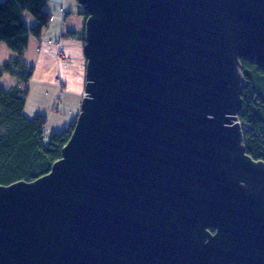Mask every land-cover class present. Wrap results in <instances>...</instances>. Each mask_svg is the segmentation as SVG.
<instances>
[{"label":"water","instance_id":"obj_1","mask_svg":"<svg viewBox=\"0 0 264 264\" xmlns=\"http://www.w3.org/2000/svg\"><path fill=\"white\" fill-rule=\"evenodd\" d=\"M77 1L79 113L47 173L0 184V264H264L238 119L264 0Z\"/></svg>","mask_w":264,"mask_h":264},{"label":"trees","instance_id":"obj_2","mask_svg":"<svg viewBox=\"0 0 264 264\" xmlns=\"http://www.w3.org/2000/svg\"><path fill=\"white\" fill-rule=\"evenodd\" d=\"M45 4L46 0H0V42L14 53L0 66V78L7 74L16 80L9 88L0 85V184L31 181L47 173L61 157L75 122L72 120L61 132L53 133L45 143L46 116L36 113L28 118L24 114L33 67L23 61V55L29 38H38L50 21ZM24 12L35 19L32 26L26 25ZM240 63L245 80L238 113L243 143L252 159L264 161V68L247 58H241Z\"/></svg>","mask_w":264,"mask_h":264},{"label":"crops","instance_id":"obj_3","mask_svg":"<svg viewBox=\"0 0 264 264\" xmlns=\"http://www.w3.org/2000/svg\"><path fill=\"white\" fill-rule=\"evenodd\" d=\"M45 9L50 13V21L38 38H29L23 61L32 66L33 71L36 69L35 65L42 71L58 65L56 75L43 81L54 90L57 88L55 79L59 78L63 83V90L61 94L57 88V95L70 94L72 101L79 106L85 84L86 60L83 54L85 15L82 14V7L77 0H46ZM23 18L27 26L35 23V19L28 14L23 13ZM31 47L35 54L29 62L26 56ZM13 56L8 54V59ZM8 59H2L0 66ZM3 77L4 75L0 81ZM12 79L13 81L5 88L16 84V80Z\"/></svg>","mask_w":264,"mask_h":264},{"label":"rangeland","instance_id":"obj_4","mask_svg":"<svg viewBox=\"0 0 264 264\" xmlns=\"http://www.w3.org/2000/svg\"><path fill=\"white\" fill-rule=\"evenodd\" d=\"M25 14L31 16L28 12H25ZM8 54L14 55L4 42H0V61L2 59H8ZM34 54L33 48L31 47L30 52L26 56V60L30 62L33 59ZM35 67L36 69H34L35 71H33V75L27 84L24 114L28 118L33 117L36 113H41L46 116V122L43 129V140L47 143L49 137L53 133L61 132L69 125L70 121H75V118L79 113L80 102L79 106H77L76 102L74 103L72 101L70 94L65 93L64 96L61 95L63 83L59 78H54L58 93H61L59 96L57 95V88L53 90L45 83V81H43L56 75L58 65L43 71L40 70L37 65H35ZM12 81L13 79L9 75L4 74L0 84L7 87Z\"/></svg>","mask_w":264,"mask_h":264},{"label":"bare ground","instance_id":"obj_5","mask_svg":"<svg viewBox=\"0 0 264 264\" xmlns=\"http://www.w3.org/2000/svg\"><path fill=\"white\" fill-rule=\"evenodd\" d=\"M25 13V12H24ZM33 18V17H32ZM32 26V25H31ZM13 78V77H12ZM15 85V84H14ZM23 87V86H22Z\"/></svg>","mask_w":264,"mask_h":264},{"label":"flooded vegetation","instance_id":"obj_6","mask_svg":"<svg viewBox=\"0 0 264 264\" xmlns=\"http://www.w3.org/2000/svg\"><path fill=\"white\" fill-rule=\"evenodd\" d=\"M210 231H212V230L210 229Z\"/></svg>","mask_w":264,"mask_h":264}]
</instances>
